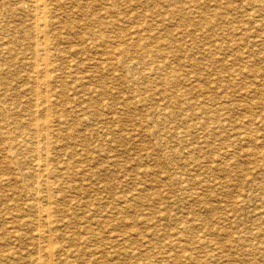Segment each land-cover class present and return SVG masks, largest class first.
<instances>
[{"label":"rangeland","instance_id":"obj_1","mask_svg":"<svg viewBox=\"0 0 264 264\" xmlns=\"http://www.w3.org/2000/svg\"><path fill=\"white\" fill-rule=\"evenodd\" d=\"M5 2L0 0V260L264 264V108L254 104L256 91L264 93V0H49L51 10H60L51 11L49 28L56 100L47 149L52 173L49 188L36 186L38 196L28 191L36 185L33 153L15 149L3 159L4 145L24 128L23 134L31 133L32 68L24 61L33 59L35 38L26 0L21 11ZM68 24L75 28L69 31ZM115 45V57L107 56ZM133 58L134 69H127ZM48 243L55 255L44 250Z\"/></svg>","mask_w":264,"mask_h":264},{"label":"bare ground","instance_id":"obj_2","mask_svg":"<svg viewBox=\"0 0 264 264\" xmlns=\"http://www.w3.org/2000/svg\"><path fill=\"white\" fill-rule=\"evenodd\" d=\"M21 2H22V0H17V1H15V2H10V0H6V2L5 3H8V4H10L11 5V7H12V10H17L18 11V9L20 10L21 8H22V5H20L21 4ZM26 2H27V5L29 6V10H30V12H31V15H32V18L30 17V16H28V17H30L31 19H32V24H31V31H32V35L35 37L34 39H33V43L32 44H30V51H31V54H30V56H32V58L33 59H31V57L28 59V58H26V59H28V61L27 60H25L24 61V59H23V61L25 62V64H28V66H31L30 68H32L31 69V74L29 73V72H27V73H29L28 74V76L31 78L30 80H32V82H31V86H30V84H29V86H30V89H31V97L30 98H32V105H30V108H29V112L27 113L28 114V116H29V119H28V122H27V124H28V126H29V128H30V131H31V133H25V134H23L24 132H26L25 131V128H24V132L22 131V133L18 136V137H20L19 139L17 138V137H15L13 134H11V136L13 135L14 136V140L12 139V140H10V142L9 143H7L6 145H4V150H5V152H4V150H3V153H4V155H3V159H7L8 157H7V154L8 153H10L11 151H13V150H18L19 152H20V150L21 151H24L25 153L27 152V153H33L31 156H32V158H30V159H32L33 160V162L31 163V167H32V169L34 170V175L35 176H33V177H35V179H34V181H35V187L34 188H29L28 189V191H30L32 194H36L37 195V193L39 192V190H38V186L39 185H45V188H46V186L49 188V185L51 184V181H50V175H51V173H52V169H51V165H50V155H49V152L47 151V149H48V138H49V135H50V132L52 131L51 130V107H52V105H53V102L55 103V101H53V99L51 98V82H52V79H51V54H50V52H49V49L50 48H52V47H50L51 46V40H50V26L52 25V23H51V20L53 19H51V11H53V10H51V4H50V2H49V0H26ZM51 2H52V0H51ZM4 3V4H5ZM48 4H50V6L48 5ZM54 5V4H53ZM59 5V4H58ZM57 5V6H58ZM53 7V6H52ZM54 7H56V5L54 6ZM64 7V6H63ZM22 10V9H21ZM20 10V11H21ZM58 9H57V7H56V9L54 10L55 12L57 11ZM53 11V12H54ZM58 11H60V10H58ZM65 11V10H64ZM63 11V12H64ZM52 12V13H53ZM54 12V13H55ZM28 13V12H27ZM61 13V12H60ZM55 15V14H54ZM53 15V16H54ZM64 15V14H63ZM66 15V14H65ZM68 15V14H67ZM73 16V15H72ZM64 17V16H63ZM66 17V16H65ZM55 18V17H54ZM56 19H58V18H56ZM71 19V18H70ZM6 20V19H5ZM27 20V19H26ZM59 20V19H58ZM65 20V19H64ZM72 22V21H71ZM76 22V21H75ZM1 23L2 22H0V25H1ZM4 23H7V21L6 22H4ZM25 23V22H24ZM27 23H28V20H27ZM77 23V22H76ZM92 23V22H91ZM90 23V24H91ZM26 25V24H25ZM53 25H56L55 23L53 24ZM69 25V28H68V30L70 29L71 30V25L70 24H68ZM77 25V24H76ZM94 25V24H93ZM100 25V24H99ZM22 26V25H21ZM64 26H66L67 27V25H64ZM104 26V25H103ZM65 27V28H66ZM72 27L73 28H75L73 25H72ZM111 27V26H110ZM59 28V27H58ZM63 28V27H62ZM61 27H60V29H62ZM65 28H63V29H65ZM85 28V27H84ZM97 28V27H96ZM23 29V28H22ZM55 29H56V26H55ZM94 29V28H93ZM16 30V29H15ZM28 30V29H27ZM52 30H54L53 28H52ZM69 30V31H70ZM25 31V30H24ZM72 31V30H71ZM1 32V31H0ZM4 31H2V33H3ZM59 32V31H58ZM60 32H63V33H66V32H64V30L63 31H60ZM74 32V31H73ZM89 32H91V31H89ZM93 32V31H92ZM92 32L90 33V34H92ZM15 33V32H14ZM52 33H55V32H52ZM70 33H72V32H70ZM85 33V32H84ZM27 34V33H26ZM61 34V33H60ZM89 34V33H88ZM6 35V34H5ZM94 35H96V34H94ZM31 36V35H30ZM59 36V35H58ZM73 36V35H72ZM72 36H71V38H72ZM76 36V35H75ZM84 35L83 34H80V35H78V37H83ZM86 36V35H85ZM96 36H98V35H96ZM132 36V35H131ZM5 37V36H4ZM27 37V36H26ZM69 37V36H68ZM77 37V36H76ZM105 37V36H104ZM9 38V37H8ZM58 38V37H57ZM61 38V37H60ZM62 38H63V36H62ZM70 38V37H69ZM97 38V37H96ZM130 38V37H129ZM1 39H2V37H1ZM0 39V40H1ZM4 39V38H3ZM25 39V38H24ZM26 39H30L29 37H27ZM67 39V38H66ZM123 39V38H122ZM132 39H134V38H132ZM9 40V39H8ZM56 40V39H55ZM62 40H64V39H62ZM71 40H73V39H71ZM102 40V39H101ZM105 40V39H104ZM103 40V41H104ZM65 41V40H64ZM69 41H70V39H69ZM107 41V40H106ZM128 41H130V39L128 40ZM59 42V41H58ZM63 42V41H62ZM71 42V41H70ZM94 42V41H93ZM102 42V41H101ZM111 42V41H110ZM55 43V42H54ZM88 43V42H87ZM126 43H128V42H126ZM1 44V43H0ZM125 44V43H124ZM130 44V43H129ZM55 45V44H54ZM53 45V46H54ZM74 45V44H73ZM122 45V44H121ZM105 46H106V44H105ZM55 47V46H54ZM104 47V46H103ZM102 47V48H103ZM107 47V46H106ZM113 47V46H112ZM119 47V46H118ZM124 47V46H123ZM2 48V47H1ZM6 48V47H5ZM76 48V47H75ZM28 49V48H27ZM57 49V48H56ZM85 49V48H84ZM83 49V50H84ZM116 49H118L117 47H116V45H115V47H113L111 50H109L111 53L110 54H108L107 53V51H106V53L108 54L107 56H111V57H115V54H113V52L114 53H116L115 52V50ZM2 52H4L3 50H4V48H2V49H0ZM7 50H8V48H7ZM60 50V49H59ZM58 51V50H57ZM117 51H119V50H117ZM7 52V51H6ZM6 52H5V54H6ZM105 52V51H104ZM127 52V51H126ZM56 53V52H55ZM54 53V54H55ZM68 53V52H67ZM121 53V52H120ZM1 54V53H0ZM4 54V53H3ZM3 54H2V56H3ZM59 54V53H58ZM72 54V53H71ZM70 54V55H71ZM119 54V53H118ZM128 54V53H127ZM126 53H121L120 55L122 56V58L123 57H125V56H128ZM134 54V53H133ZM69 55V54H68ZM29 56V55H28ZM60 56V55H59ZM79 56V55H78ZM118 56V55H117ZM161 56H163V55H161ZM6 57V56H5ZM4 57V59H6ZM8 57H10V56H8ZM7 57V58H8ZM99 57V56H98ZM128 57H131V56H128ZM133 57V56H132ZM163 57H167V55H164ZM2 58V57H1ZM24 58V57H23ZM54 58H56V57H54ZM58 58V57H57ZM119 58V57H118ZM117 58V59H118ZM125 58H127V57H125ZM136 58V57H135ZM168 58V57H167ZM22 59V58H21ZM59 59V58H58ZM161 59V58H160ZM165 59V58H164ZM134 60V58L132 59V62H129V63H127L126 65H127V69L128 68H132V69H134V64H135V62L133 61ZM163 60V59H162ZM166 60V59H165ZM165 60H163V61H165ZM60 61V60H59ZM71 61V60H70ZM147 61V60H146ZM158 61V60H157ZM160 62H162L161 60H159ZM53 62V61H52ZM65 62V61H64ZM112 62H113V60H112ZM1 63V62H0ZM12 63V62H11ZM14 63V62H13ZM18 63V62H17ZM68 63V62H67ZM163 63V62H162ZM161 63V64H162ZM30 64V65H29ZM56 63L54 62V65H55ZM161 64H158L156 67H158L159 68V70L160 69H163L164 68V66H162ZM165 64V63H164ZM7 65H8V63H7ZM15 65H17V64H15ZM21 65V64H20ZM58 65H59V63H58ZM2 66V65H1ZM0 66V67H1ZM24 66V65H23ZM27 66V67H28ZM62 66V65H61ZM69 66H73V65H69ZM5 67V66H4ZM27 67H26V69H27ZM58 67V66H57ZM65 67H67L66 65H65ZM77 67V66H76ZM75 67V68H76ZM17 68V67H16ZM68 68V67H67ZM70 68V67H69ZM152 68V66H149V69H151ZM158 68H157V70H158ZM4 69V68H3ZM19 69V68H18ZM60 69H62V67L60 68ZM129 69V70H130ZM148 69V70H149ZM1 70V69H0ZM20 70V69H19ZM23 70V69H22ZM58 70V69H57ZM154 70V69H153ZM69 71V70H68ZM67 71V72H68ZM17 72H19V71H17ZM20 72H21V70H20ZM24 73H26V72H24ZM7 74V73H6ZM16 74V73H15ZM68 74V73H67ZM11 76V75H10ZM59 76V75H58ZM57 76V77H58ZM148 76V75H147ZM168 76L170 77V75L168 74L167 75V73L165 74V76L163 77V80H164V82H168ZM8 77V76H7ZM23 78V77H22ZM15 79H16V77H15ZM20 79V78H19ZM55 79V78H54ZM59 79H61V77L59 78ZM7 80V79H6ZM13 80H14V78H13ZM23 80V79H22ZM5 81V80H4ZM24 81V80H23ZM56 81V80H55ZM170 81V80H169ZM8 82V81H7ZM12 82V81H11ZM57 82V84H58V81H56ZM66 82V81H65ZM5 83V82H4ZM30 83V82H29ZM56 84V83H55ZM54 84V85H55ZM60 84H61V82H60ZM66 84V83H65ZM64 84V85H65ZM1 85V84H0ZM13 85V84H12ZM24 85V84H23ZM67 85V84H66ZM26 86V85H25ZM61 86V85H60ZM68 86V85H67ZM148 86V85H147ZM17 87V86H16ZM55 87H58V86H54V88ZM4 88V87H3ZM9 88V87H8ZM68 88V87H67ZM66 88V89H67ZM16 88H14V90H15ZM17 90V89H16ZM20 90V89H19ZM55 90V89H54ZM53 90V91H54ZM58 90V89H57ZM59 90H61V89H59ZM68 90V89H67ZM22 91V90H21ZM62 91V90H61ZM60 91V92H61ZM66 91V90H65ZM15 92H17V91H15ZM27 92V91H26ZM30 92V91H29ZM57 92V91H56ZM55 91H54V93L55 94H57ZM64 92V91H63ZM77 92V91H76ZM256 92H258V94L260 95H257L258 97H259V102H254V104L256 105V106H261L262 107V109L261 110H263V105H264V93L263 92H261L260 90L259 91H256ZM22 93V92H21ZM59 93V92H58ZM54 94V95H55ZM63 94V93H62ZM66 94H67V92H66ZM70 94V93H69ZM2 95V94H1ZM58 95V94H57ZM65 95V94H64ZM5 96V95H4ZM24 96V95H23ZM59 96H61L60 94H59ZM63 96V95H62ZM68 96V95H67ZM67 96H65V97H67ZM70 96H72L71 94H70ZM20 97V96H19ZM53 97V96H52ZM64 97V96H63ZM14 98V97H13ZM18 98V97H17ZM21 98V97H20ZM55 98V97H54ZM78 98V97H77ZM57 99V98H56ZM5 100V99H4ZM26 100V99H25ZM71 100V99H70ZM69 100V101H70ZM77 100V99H76ZM3 101V100H2ZM8 101V100H7ZM12 101V100H11ZM53 101V102H52ZM58 101V100H57ZM60 101V100H59ZM66 101V100H65ZM64 101V102H65ZM67 101H68V99H67ZM77 101H79V100H77ZM83 101V100H82ZM5 102V101H4ZM26 102H27V100H26ZM61 102H62V100H61ZM2 103V102H1ZM12 103V102H11ZM10 103V104H11ZM14 103H15V101H14ZM57 103V102H56ZM70 103V102H69ZM7 104H9V102L7 103ZM6 104V105H7ZM59 104V103H58ZM62 104V103H61ZM74 104V103H73ZM13 105V104H12ZM15 105H17V104H15ZM55 105V104H54ZM63 105V104H62ZM67 105V104H66ZM70 105V104H69ZM22 106V105H21ZM73 106V105H72ZM74 106H75V104H74ZM25 107V106H24ZM54 107V106H53ZM52 107V108H53ZM56 107H58V105L56 106ZM62 108V107H61ZM71 108V107H70ZM7 109V108H6ZM10 109V108H9ZM13 109V108H12ZM11 109V110H12ZM69 109V108H68ZM22 110V109H21ZM54 110V109H53ZM64 110H66L65 108H64ZM75 110H77L76 108H75ZM74 110V111H75ZM78 110H80L79 108H78ZM1 111V110H0ZM4 111H6V110H4ZM25 111H26V109H25ZM58 111V110H57ZM81 111V110H80ZM15 112V116H16V111H14ZM61 112V111H60ZM78 112V111H77ZM264 112V111H263ZM12 113H13V111H12ZM19 113H20V111H19ZM26 113V112H25ZM54 113H55V111H54ZM54 113L52 112V114H53V116H54ZM64 113V112H63ZM62 113V114H63ZM65 113H66V111H65ZM75 113V112H74ZM24 114V113H23ZM57 113H55V115H56ZM78 114V113H77ZM259 115H260V113H259ZM262 115V114H261ZM5 116H7V115H5ZM14 116V115H13ZM12 116V117H13ZM25 116H27V115H25ZM27 116V117H28ZM63 115H61V117H62ZM4 117V116H3ZM26 117V118H27ZM261 117V116H260ZM20 118V117H19ZM23 118V117H22ZM63 119H64V117H63ZM1 120V119H0ZM53 120V119H52ZM67 120V119H66ZM259 120V119H258ZM3 121V120H2ZM26 121V120H25ZM57 121V120H56ZM261 121V120H260ZM54 122V121H53ZM65 122V121H64ZM26 123V122H25ZM60 123H63V122H60ZM1 124V123H0ZM4 124V123H3ZM16 124V123H15ZM63 125V124H62ZM5 126V125H4ZM23 126V125H22ZM57 126V125H56ZM27 127V126H26ZM2 128V127H1ZM0 128V129H1ZM55 128V127H54ZM62 128V127H61ZM63 128H64V125H63ZM62 128V129H63ZM56 129V128H55ZM55 129H54V131H55ZM9 130V129H8ZM27 130V129H26ZM29 131V130H28ZM53 131V132H54ZM60 131V130H59ZM65 131V130H64ZM8 132V131H7ZM14 132H17V131H14ZM59 133V132H58ZM60 133H61V131H60ZM65 133V132H64ZM17 135V134H16ZM59 137V136H58ZM61 137V136H60ZM3 139V138H2ZM53 139V138H52ZM60 139V138H59ZM62 139V138H61ZM55 143H57V142H55ZM57 146V145H56ZM2 148V149H3ZM58 148V147H57ZM60 148V147H59ZM59 148H58V150H59ZM61 149V148H60ZM52 153H53V149H52V151H51ZM56 152V151H55ZM2 155V154H1ZM16 155H18V154H16ZM25 155V154H24ZM57 156V158H59V156H58V154H56ZM63 155V154H62ZM11 156V155H10ZM13 156V155H12ZM27 156H29V155H27ZM61 156V155H60ZM1 158V157H0ZM27 158V157H26ZM57 158H53L54 160L55 159H57ZM20 159V158H19ZM26 160V159H25ZM25 160H23V161H25ZM59 160H61V159H59ZM13 162H14V160H12ZM62 161V160H61ZM5 162H7V161H5ZM16 162V161H15ZM60 162V161H59ZM58 162V163H59ZM11 163V162H10ZM18 163V162H17ZM20 163V162H19ZM64 163V162H63ZM66 163V162H65ZM14 164V163H13ZM62 164V163H61ZM5 166V165H4ZM15 166H16V164H15ZM15 166H14V168H15ZM56 166H59V167H61V166H63V165H56ZM13 167V166H12ZM66 167V166H65ZM70 167V166H69ZM163 167V166H162ZM62 168V167H61ZM10 169V168H9ZM12 169V168H11ZM55 169V168H54ZM65 169V168H64ZM67 169H68V166H67ZM67 169H65V171L67 170ZM18 170V169H17ZM56 170H58L59 172L60 171H62V169L61 170H59L58 168H56ZM21 171V169L19 170V172ZM15 172H16V169H15ZM67 172V171H66ZM77 171H75V173H76ZM80 172V171H79ZM23 173V172H22ZM63 173V172H62ZM14 174H16V173H14ZM13 174V175H14ZM19 174H21V173H19ZM24 174V173H23ZM54 174H55V172H54ZM56 174H58V173H56ZM60 175V174H59ZM58 175V177H60ZM15 176V175H14ZM54 176V175H53ZM52 176V177H53ZM56 176V175H55ZM17 177H19V176H17ZM17 180V179H16ZM69 180V179H68ZM67 181V180H66ZM71 181H72V179H71ZM14 182V181H13ZM19 182V181H18ZM24 182V181H23ZM22 182V183H23ZM68 182V181H67ZM20 183H21V181H20ZM4 184V183H3ZM63 184H65L64 182H63ZM62 184V185H63ZM8 185V184H7ZM55 185V184H54ZM69 185H70V183H69ZM262 185V184H261ZM4 186V185H3ZM37 186V187H36ZM56 186H57V184H56ZM71 186V185H70ZM78 186V185H77ZM80 186V185H79ZM18 187V186H17ZM16 187V188H17ZM67 187H69L68 185H67ZM262 187V186H261ZM60 188V187H59ZM61 188H64L63 186L61 187ZM66 188V187H65ZM70 188V187H69ZM74 188V187H73ZM73 188L71 187L70 188V190L72 189L73 190ZM76 188V187H75ZM24 189V188H23ZM23 189L21 188V191H23ZM47 189V188H46ZM54 189V188H53ZM77 189V188H76ZM49 191H50V189H48ZM66 190H68V189H66ZM65 190V191H66ZM75 190V189H74ZM18 191V190H17ZM20 191V192H21ZM46 192V191H45ZM75 192V191H74ZM43 193V192H42ZM52 193V192H51ZM51 193H49V196H50V194ZM54 193V192H53ZM61 193V192H60ZM71 193V192H70ZM24 194V193H23ZM26 194V193H25ZM47 194V193H46ZM67 194H69V192L67 193ZM72 194H73V192H72ZM51 195H53V194H51ZM61 195H63L62 193H61ZM79 195V194H78ZM28 196V195H27ZM35 196V195H34ZM38 196V195H37ZM67 195H65V197H66ZM75 196V195H74ZM77 196V195H76ZM71 197H73V196H71ZM0 198H1V196H0ZM38 198V197H37ZM60 198V197H59ZM68 198H70V197H68ZM33 199V198H32ZM46 199H47V197H46ZM55 199V198H54ZM61 199H62V197H61ZM66 199V198H65ZM79 199V198H78ZM43 200V199H42ZM49 200H50V198H49ZM53 200V199H52ZM56 200H58V199H56ZM73 200H74V197H73ZM77 200V199H76ZM81 199H79L78 201H80ZM32 201V200H31ZM34 201V200H33ZM35 201H36V199H35ZM59 201H62V200H59ZM64 201V200H63ZM28 202H30V201H28ZM42 202V201H41ZM51 202V201H50ZM55 202V201H54ZM54 202L52 201V203L54 204ZM57 202V201H56ZM84 203H86L85 201H83ZM57 203H60V202H57ZM78 203V202H77ZM81 203V202H80ZM32 205H33V203H31ZM36 204H37V202H36ZM45 204H47V202L45 203ZM64 204H67V202L66 203H64ZM76 204V203H75ZM50 205V204H49ZM48 204L46 205V206H49ZM56 205V204H55ZM61 205V204H60ZM79 205V204H78ZM83 205H85V204H83ZM34 206H35V204H34ZM41 205H40V203H39V207H40ZM57 206V205H56ZM63 205H61L60 207H62ZM82 205H80V207H81ZM29 207H30V205H29ZM49 207H54V206H49ZM64 207V206H63ZM68 207V206H67ZM67 207H66V211L68 210L69 211V209H67ZM70 207H71V204H70ZM76 207V206H75ZM74 207V208H75ZM79 207V208H80ZM28 208V207H27ZM33 208V207H32ZM47 208V207H46ZM46 208H44L45 210H46ZM58 208V207H57ZM78 208V207H77ZM82 208V207H81ZM85 208V207H84ZM31 209V208H30ZM49 209H51V208H49ZM49 209H47V214L48 215H46V216H51V211L49 212ZM71 209V208H70ZM73 209V208H72ZM75 210H76V208H75ZM82 210V209H81ZM29 211V210H28ZM72 211V210H71ZM74 211V210H73ZM77 211H79L78 209H77ZM84 211H85V209H84ZM22 212V215H23V212L24 211H21ZM34 212H36V210L34 211ZM57 212V211H56ZM86 212V211H85ZM71 214H72V212H70ZM69 213V214H70ZM77 213V212H76ZM37 214V213H36ZM73 215V214H72ZM71 215V216H72ZM12 216V215H11ZM70 216V215H69ZM78 216V215H77ZM76 215L75 216H73V217H77ZM6 217H7V215H6ZM28 217V216H27ZM31 217L32 216H30V219H31ZM41 217V216H40ZM45 217V216H44ZM66 217V216H65ZM4 218V217H3ZM29 218V217H28ZM37 218V217H36ZM42 218H43V216H42ZM63 218V217H62ZM61 218V216H60V219H62ZM23 219V218H22ZM25 219H27L26 217H25ZM44 219V218H43ZM34 220V219H33ZM38 220V219H37ZM69 220V219H68ZM72 220V219H71ZM73 220H75L74 218H73ZM39 221V220H38ZM45 222H46V219L44 220ZM80 221V220H79ZM89 221V220H88ZM26 222V221H25ZM24 222V223H25ZM30 222H32V221H30ZM37 222V221H36ZM49 222H50V220H49ZM57 222H59V221H56V224L58 225V223ZM68 222V221H67ZM74 222V221H73ZM72 222V223H73ZM75 222H76V220H75ZM28 223V222H27ZM44 223V222H43ZM42 223V224H43ZM51 224L53 223V222H50ZM60 223V222H59ZM69 223V222H68ZM67 223V224H68ZM81 223V222H80ZM19 224H21V223H19ZM34 224V222L32 223V225ZM46 224V223H45ZM55 224V225H56ZM63 224V223H62ZM22 225V224H21ZM23 225H25V224H23ZM49 225V224H48ZM85 225H86V223H85ZM89 225V224H88ZM28 226V225H27ZM37 226H40V225H38L37 224ZM43 226H46V225H43ZM62 226V225H61ZM76 226H77V224H76ZM75 226V227H76ZM10 227V226H9ZM33 227H34V225H33ZM58 227H59V229H60V226L58 225ZM69 227V226H68ZM86 227V226H85ZM11 228V227H10ZM32 228V227H31ZM37 228V227H36ZM41 229H42V227H40ZM39 228V229H40ZM55 228V227H54ZM65 228L67 229V227L65 226ZM84 228V227H83ZM91 228V227H90ZM90 228H88V229H90ZM33 229V228H32ZM48 229V228H47ZM62 229V228H61ZM64 229V228H63ZM81 229H82V226H81ZM86 229V228H85ZM87 229V231L86 232H88L89 230ZM10 229H8V231H9ZM43 230V229H42ZM93 230V229H92ZM26 231H27V229H26ZM94 231V230H93ZM92 231V232H93ZM16 232V231H15ZM38 232V231H37ZM43 232V231H42ZM56 232H57V229H56ZM68 232V231H67ZM70 232H72V231H69V233ZM86 232H84V233H86ZM6 233V232H5ZM8 233H10V231L8 232ZM35 233V232H34ZM44 233V232H43ZM42 233V234H43ZM46 233V232H45ZM47 233H48V231H47ZM46 233V234H47ZM50 233V232H49ZM48 233V234H49ZM54 233V232H53ZM89 233V232H88ZM100 233V232H99ZM11 234V233H10ZM38 234V233H37ZM47 234V235H48ZM66 234H68V233H66ZM73 234H74V232H73ZM81 234H82V232H81ZM97 234V233H96ZM23 235V234H22ZM51 235H53V234H50V236H49V238L51 237ZM69 235V234H68ZM80 235V234H79ZM78 235V236H79ZM16 236H17V234H16ZM16 236H14V237H16ZM19 236L21 237V234H19ZM63 236H65V235H63ZM83 238H82V240L84 239V237L86 236H84L83 234L81 235ZM19 237V238H20ZM33 237H34V235H33ZM39 237V236H38ZM57 237V236H56ZM56 237H52V238H56ZM61 237V236H60ZM67 237V239L69 240V237L68 236H65V238ZM72 237V236H71ZM87 237V236H86ZM89 237V236H88ZM92 237V236H91ZM17 238H18V236H17ZM22 238V237H21ZM25 239H26V237H24ZM30 238V237H29ZM29 238H27V239H29ZM42 238V237H41ZM48 238V237H47ZM51 238V240H53ZM63 238V240H61L60 241V239L59 240H57V239H55V240H57L56 241V243L57 242H65L64 241V237H62ZM76 238H77V234H76ZM79 238H80V236H79ZM92 238H96V237H92ZM31 239V238H30ZM70 239H74V241H75V237L74 238H70ZM66 240V239H65ZM81 240V239H80ZM86 240H87V238H86ZM85 240V241H86ZM30 241V240H29ZM32 241V240H31ZM34 241H37L36 239L34 240ZM33 241V242H34ZM88 241V240H87ZM48 242V241H47ZM79 242H81V241H79ZM110 242H112V241H110ZM45 243V242H44ZM51 243H53V241L51 242ZM74 242H72V244H73ZM76 243H78V242H76ZM85 243V242H84ZM113 243V242H112ZM32 244V243H31ZM38 244V243H37ZM36 244V245H37ZM58 244V243H57ZM57 244H56V246H57ZM65 244V243H64ZM68 244V243H67ZM79 244V243H78ZM35 245V246H36ZM53 245V244H52ZM55 245V244H54ZM59 245H61V243L59 244ZM70 245V244H69ZM68 245V246H69ZM77 245V244H76ZM83 246L84 244L82 243H80V246ZM88 245V244H87ZM87 245H84L83 247H85V246H87ZM107 245V244H106ZM114 246H115V243L113 244ZM42 246H44L43 245V243H42ZM65 246H67L66 244L63 246V247H65ZM75 246V245H74ZM78 247L79 249H77V250H79V252H80V248L81 247ZM120 246V245H119ZM29 247H31V246H29ZM28 247V248H29ZM33 247H34V245H33ZM37 247V246H36ZM58 247V246H57ZM62 247V248H63ZM71 247V246H70ZM77 247V246H76ZM90 247H91V245H90ZM103 247V246H102ZM109 247H111L110 245H109ZM32 248V247H31ZM35 248V247H34ZM59 248V247H58ZM66 249L67 248H69V247H65ZM104 248V247H103ZM40 249H41V246H40ZM44 249V248H43ZM55 249H56V247H55ZM71 249H73V250H71ZM70 249V251H74V249L75 248H71ZM75 249V250H76ZM87 249V247L85 248V250ZM92 249V248H91ZM101 249V248H100ZM105 249V248H104ZM121 249V248H120ZM32 250V249H31ZM36 249H34V251H35ZM37 250H39V249H37ZM44 250H46V251H48V254H50V255H52L51 253H53L52 251H53V249L51 248V244H47L46 245V248L44 249ZM43 250V251H44ZM58 250V249H57ZM83 251H85L84 249H82ZM82 250H81V252H82ZM88 250V249H87ZM143 250V249H142ZM7 251V250H6ZM61 251V250H60ZM66 251V250H65ZM67 251H68V249H67ZM66 251V252H67ZM88 251H90V253L91 252H93L92 250H88ZM109 251V250H108ZM115 251V252H114ZM140 251V250H139ZM147 251H149V250H147ZM12 252V251H11ZM20 252V251H19ZM19 252H18V255H16V256H20L19 255ZM33 252V251H32ZM38 252V251H37ZM40 252H42L41 250H40ZM57 252V251H56ZM62 252V251H61ZM66 252L65 253H63V256H64V254H66ZM69 252V251H68ZM77 252V251H76ZM95 252V251H94ZM93 252V253H94ZM111 252H114V253H116V249L115 250H113V251H111ZM121 252V251H120ZM0 253H2V251L0 252ZM9 253H10V251H8V255H9ZM23 253H28L27 252V250H26V252H23ZM34 253V252H33ZM46 253V252H45ZM59 253V252H58ZM96 253V252H95ZM98 253V252H97ZM96 253V254H97ZM113 253V254H114ZM139 253V252H138ZM145 253V252H144ZM148 253H150V252H148ZM26 254H24L25 256H26ZM31 254V253H30ZM38 254V253H37ZM40 254V253H39ZM54 255H55V253H53ZM69 254V253H68ZM92 254V253H91ZM107 254V253H106ZM108 254H109V252H108ZM146 254V253H145ZM3 255H4V251H3ZM14 255H15V252H14ZM23 255V254H22ZM28 255V254H27ZM31 255H33V254H31ZM35 255V254H34ZM33 255V256H34ZM60 255V254H59ZM58 255V256H59ZM70 255H72V254H70ZM79 255V254H78ZM82 255V254H81ZM86 254H84V256H85ZM94 255V254H93ZM135 255V254H134ZM209 254H207V256H208ZM29 256V255H28ZM32 256V257H33ZM36 256V255H35ZM38 256V255H37ZM36 256V257H37ZM40 256V255H39ZM44 256V255H43ZM57 256V255H56ZM62 256V257H63ZM67 256H69V255H67ZM84 256H83V258H84ZM95 256V255H94ZM141 256V255H140ZM146 256V255H145ZM144 256V257H145ZM8 257V256H7ZM6 257V258H7ZM22 257V256H21ZM54 257V256H53ZM61 257V256H60ZM66 257V256H65ZM70 258H71V256H69ZM73 257H77V256H73ZM111 257V256H110ZM133 257V256H132ZM136 257V256H135ZM147 257V256H146ZM145 257V258H146ZM3 258H5V256L3 257ZM5 258V259H6ZM8 258H11V257H8ZM7 258V259H8ZM39 258H41V257H39ZM39 258L38 259H36V261L38 260L40 263H42V264H51V261H42L43 260V258H42V260L40 259L39 260ZM45 258V257H44ZM47 258H50V256L48 257L47 256ZM56 258V257H55ZM78 258V257H77ZM80 258H82V257H80ZM83 258H82V260H83ZM92 258H93V256H92ZM4 259V260H5ZM33 259L35 260V258L33 257ZM33 259H32V261H33ZM46 259V258H45ZM58 259V258H57ZM66 259V258H65ZM74 259V258H73ZM76 259V258H75ZM79 259V258H78ZM90 258H88V260H89ZM96 258H94L93 260H95ZM130 259H131V257H130ZM134 259V258H133ZM142 259V258H141ZM140 259V260H141ZM2 260V259H1ZM0 260V261H1ZM9 260V259H8ZM60 260V259H59ZM58 260V261H59ZM77 260V259H76ZM88 260H86V261H88ZM97 260V259H96ZM95 260V261H96ZM139 259H137V261H138ZM145 260V259H144ZM3 261V260H2ZM1 261V262H2ZM32 261L30 262V263H32ZM62 261V260H61ZM61 261H60V263H61ZM68 261V260H67ZM70 261H72V259L70 260ZM74 261V260H73ZM78 261V260H77ZM134 261V260H133ZM22 262L23 261H21L20 263L22 264ZM38 262V263H39ZM63 262V261H62ZM89 262H90V260H89ZM108 262V261H107ZM114 262V261H113ZM130 262V261H129ZM132 262V261H131ZM34 263V262H33ZM64 263V262H63ZM62 263V264H63ZM68 263V262H67ZM80 263V262H79ZM83 263V262H82ZM98 263V262H97ZM111 263V262H110ZM116 263V262H115ZM125 263H127V262H125ZM133 263H135V261L134 262H132V264ZM3 264H6V263H4V261H3ZM19 264V263H18ZM84 264V263H83ZM91 264V263H90ZM95 264V263H94ZM144 264V263H143ZM147 264V263H146Z\"/></svg>","mask_w":264,"mask_h":264}]
</instances>
